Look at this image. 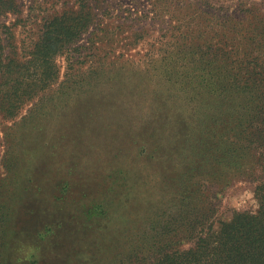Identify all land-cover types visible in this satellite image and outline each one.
Segmentation results:
<instances>
[{
	"label": "rangeland",
	"instance_id": "obj_1",
	"mask_svg": "<svg viewBox=\"0 0 264 264\" xmlns=\"http://www.w3.org/2000/svg\"><path fill=\"white\" fill-rule=\"evenodd\" d=\"M6 1L13 4V8H0L6 60H24L43 21L76 10L81 2L89 7L92 22L80 43L98 33L95 48L100 47V54L108 53L105 62L109 64L111 56L121 57L114 66L99 65L101 78L91 91L64 97L56 105L49 103L35 130L29 125L15 128L19 139L14 149L19 152H12L10 159L4 130L14 131L7 127L20 122L33 103L24 104L10 118L0 100V264H105L102 256L114 250L117 238L115 234L105 237L107 223L119 224L121 219L119 214L111 219L90 217L89 210L95 204L120 208L124 203L132 209L124 218L139 222L148 214H161L174 203L161 182L153 185L155 173L166 174V170L155 171L148 157L174 156L186 138L178 112L163 109L155 114L143 98L161 95L165 89L149 87L134 76L139 58L160 56L169 42L174 44L171 35L178 37L180 30L188 31L191 39L193 35L234 36L254 27L264 30V0ZM66 58L57 56L60 80ZM123 60L125 69L115 76ZM151 115L155 121L148 118ZM263 176L259 171L255 179L229 178L217 195L210 193L217 226L234 212L256 211L254 190ZM190 246L185 242L182 248Z\"/></svg>",
	"mask_w": 264,
	"mask_h": 264
},
{
	"label": "trees",
	"instance_id": "obj_2",
	"mask_svg": "<svg viewBox=\"0 0 264 264\" xmlns=\"http://www.w3.org/2000/svg\"><path fill=\"white\" fill-rule=\"evenodd\" d=\"M7 7L13 4L0 0V8ZM91 20L84 2L76 10L48 16L24 60H6L0 37V100L5 115L15 117L24 104L33 103L20 122L7 127L14 131L4 130L7 158L19 152L14 149L19 139L15 128L29 125L35 130L49 103L91 91L101 78L99 65L114 66L120 60L118 55L105 62L108 53L95 48L98 33L80 43ZM187 32L171 35L174 44L169 42L160 56L139 58V71L134 74L149 87L165 89L161 95H143L151 110L178 112L185 126V142L176 155L162 160L148 157L155 171L166 170L155 173L153 185L161 182L174 204L141 222L124 218L132 213L124 203L120 208L93 205L90 217L111 219L119 214L121 219L119 224L107 223L105 237L117 238L114 250L102 256L105 264H264V176L256 180V211L234 212L217 226L210 200V193L217 195L229 178L255 179L259 171L264 174V30L254 27L251 32L222 33L215 39L202 35L191 39ZM62 54L67 64L60 80L57 56ZM86 63H90L87 68ZM122 65L115 76L123 73ZM148 118L156 120L152 115ZM185 242L192 246L182 248Z\"/></svg>",
	"mask_w": 264,
	"mask_h": 264
}]
</instances>
